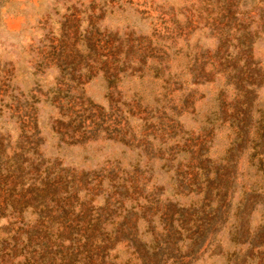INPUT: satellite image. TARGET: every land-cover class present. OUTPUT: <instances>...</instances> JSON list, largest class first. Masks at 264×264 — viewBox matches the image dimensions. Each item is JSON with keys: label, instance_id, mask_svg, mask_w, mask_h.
<instances>
[{"label": "trees", "instance_id": "16d2710c", "mask_svg": "<svg viewBox=\"0 0 264 264\" xmlns=\"http://www.w3.org/2000/svg\"><path fill=\"white\" fill-rule=\"evenodd\" d=\"M198 1L181 21L164 9L169 27L132 39L91 22L69 32L62 17L39 62L58 71L47 99L56 115L40 123L34 111L40 99L31 95L32 102H20L14 140L0 136V264H198L214 256L223 264H264V106L254 110L264 86L254 52L264 40V0ZM200 29L216 39L212 49L189 44ZM177 38L187 42L178 72L170 63L182 50L171 45ZM98 74L110 85L149 74L165 90L181 79L180 89L184 82L222 86L197 135L174 118L178 103L163 104L156 128L138 135L76 92ZM189 92L182 91V104ZM219 125L226 130L222 151L212 140ZM100 137L132 149L135 161L77 171L45 152L49 138L74 145ZM178 195L196 198L182 204Z\"/></svg>", "mask_w": 264, "mask_h": 264}, {"label": "rangeland", "instance_id": "374dc122", "mask_svg": "<svg viewBox=\"0 0 264 264\" xmlns=\"http://www.w3.org/2000/svg\"><path fill=\"white\" fill-rule=\"evenodd\" d=\"M189 3L199 6L198 0H0V136H9L14 140L19 131L20 102L25 99L32 102L31 95L40 99H34V111L39 122H50L56 115L55 108L47 99L51 97L49 90L57 82L58 71L47 64L39 65V62L48 53L54 37L60 32L62 17H67L69 32L77 29L80 32L91 22L95 29L108 31L120 38L128 35L132 39L150 36L157 28L169 27L171 17L160 13L164 9L172 18L181 21L184 12L189 15L185 10ZM164 42L170 44V41ZM188 42L190 45L196 44L197 49H212L216 39L208 29H200L189 35ZM186 43L181 38L171 43L174 50L182 47L179 54L171 56L172 70L178 72L182 68L178 66V59L186 50ZM254 52L264 67V40L254 46ZM149 61L148 59V63ZM181 77L189 78L187 72ZM181 80L177 84L170 83L165 90L163 81L154 79L149 74L143 77L125 75L112 85L98 74L81 84L76 92L98 105L106 115L122 117L138 135L145 133L144 128L147 126L151 130L156 128L163 115V104L178 103L179 108L175 110L174 118L182 130L197 135L203 131L206 113L215 103L210 97L219 90L222 82L208 85H188L184 82L180 89L178 87L181 86ZM187 89L191 97L182 104L180 97L182 91L186 92ZM161 91L165 94H161ZM231 93L232 90L225 93L224 101L229 103ZM254 105V110L264 106V86L259 89ZM167 113L170 114V110L167 109ZM148 116L149 122L145 124L142 118ZM222 127L224 126H216V135H212L213 146L219 151H222L224 144L222 131H226ZM42 128L46 132V127ZM151 130L147 131L148 137L156 144ZM45 146L47 156L56 158L65 167L77 171L127 165L136 158L132 149L116 139L101 137L74 145L58 144L55 138H49ZM239 164L245 167L243 162ZM195 198L178 195L174 199L188 204ZM198 264H223V261L214 256L200 259Z\"/></svg>", "mask_w": 264, "mask_h": 264}]
</instances>
